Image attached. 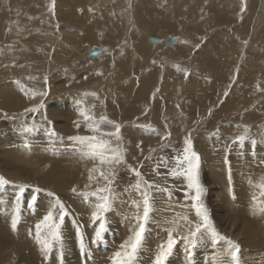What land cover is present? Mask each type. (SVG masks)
I'll return each mask as SVG.
<instances>
[{
    "label": "rangeland",
    "instance_id": "1",
    "mask_svg": "<svg viewBox=\"0 0 264 264\" xmlns=\"http://www.w3.org/2000/svg\"><path fill=\"white\" fill-rule=\"evenodd\" d=\"M50 7L51 0H0V175L11 181L0 189V199L15 201L18 186H30L21 196L27 203L20 211L22 225L29 223L22 217L31 210L28 201L35 187L42 191L36 194L33 212L42 200L54 202L49 192L71 212L63 224H70L63 233V257L53 249V257L43 254L40 263L38 251L29 247L26 253L33 252L37 259L31 256V262L55 264L57 258L60 264L77 259L82 264H113L112 257L131 234L123 239L126 226L119 221L128 219L135 225L134 202L140 196L129 186L137 179L130 168H138L149 181L173 191L171 200L166 194H153L157 209L137 259V264H153L161 243L157 238L165 236L156 215L164 216L163 207L170 209L168 219L172 209L183 214L180 204L187 185L183 177L157 176L154 168L161 159L174 166V157L182 153L191 133L201 157L202 200L216 229L240 245V264H252L251 256L255 264H264V190L259 187L264 183V0H55L54 15ZM149 37L178 42L155 45ZM93 49L103 54L88 55ZM33 91L46 95L33 99ZM41 102L39 111H24ZM93 105L97 119L106 115L121 125L127 150L126 163L114 166L118 198L105 214L108 231L97 244L92 243L91 231L98 223L93 224L90 215L86 222L80 209L89 213L97 202L96 197L80 195L94 190L95 185L85 188L94 161L68 139L92 135L78 113ZM33 123L35 131H23ZM246 127L243 146L233 143ZM49 129L57 135H50ZM168 132L171 136L162 139ZM73 219L82 226L87 254H81ZM2 225L0 219V243L23 241L22 236L15 238L11 226ZM204 242L210 246L199 244L189 252L178 240L166 264H175L176 250L188 252L181 264H199L198 259L212 264L213 252L224 243L214 250L210 240Z\"/></svg>",
    "mask_w": 264,
    "mask_h": 264
},
{
    "label": "snow or ice",
    "instance_id": "2",
    "mask_svg": "<svg viewBox=\"0 0 264 264\" xmlns=\"http://www.w3.org/2000/svg\"><path fill=\"white\" fill-rule=\"evenodd\" d=\"M243 10L242 8L241 11ZM49 11L52 12L53 15L55 14V0H51ZM182 42L186 43V41ZM199 46L200 45H196L197 48H199ZM45 82H47L46 77ZM157 91H159V89H157ZM28 94L29 93L26 91L25 95ZM227 94L228 93L225 92V96H227ZM37 95L44 96L46 92H31V98L34 99ZM92 95L95 94L93 93ZM41 108H43L42 102L34 107L26 108L24 111L26 113L37 112ZM94 108L95 105L91 108L82 107L78 113L82 118V122L87 125L92 135H75L69 136L68 139L79 146V151L82 156L94 161L93 167L88 170L87 179L89 184L85 185V188H92L95 185L94 190L82 192L80 195L85 199L88 197H96L97 202L92 205L91 222L93 224L98 223L92 239V243L97 244L103 240L104 234L108 231L105 214L112 208L113 202L118 198V194L113 187L116 179L114 166L126 163L127 150L123 147L121 125L110 120L106 115H101L97 119L92 110ZM102 125H109L113 130L105 131L104 128L101 127ZM76 126L79 128L80 122H76ZM36 128L37 125L33 123L32 126L24 127L23 131L31 132L35 131ZM148 129L156 131L150 125ZM48 131L52 136L57 135L54 129H49ZM218 131L219 129H217V132ZM247 132L248 129L246 127L244 134L237 136L233 140V143H239L240 146H243L248 139ZM170 136L171 133L168 132L162 136V139H167ZM251 143L255 145L256 141L252 140ZM137 147L139 148L140 145L138 144ZM148 158L150 157H146V159ZM174 160V166L170 167L168 161L161 159L160 163L155 166L154 171L157 176H167L173 179L183 177L186 179L187 185L184 189L185 202L180 204V207L186 211L181 214V212L172 209L173 217L164 221V224L168 225L163 228V231L167 233V239L158 245L153 264H166L178 240H183L190 252L191 249H195L199 244H203L205 239L210 240L214 250L221 242L225 245L220 251L213 252L212 264H240V245L236 241L218 232L209 214V210L202 200L205 188L200 183L199 176L201 157L193 148L191 133L185 138V147L182 153L174 157ZM140 166L142 167V164ZM160 167H164L166 171L161 173L159 171ZM130 171L135 174L137 179L135 184L130 185L129 188L139 194L140 201L134 202L137 209L135 225L128 238L120 245V250L115 252L112 257L113 264H137L138 255L143 248V242L147 232L146 226L150 222L154 212L153 194H166L169 200H171L173 196L171 186H162L155 181H149L138 168H130ZM10 183L11 181L6 177L0 175V189ZM18 187L20 194H18L15 199L14 214L11 222L13 231L16 230L21 219V196L26 188L30 186L19 185ZM259 187L264 190V183H261ZM41 191L42 189L39 187L33 188L34 194L28 201L29 209L34 208L37 201L36 194ZM72 191L76 193L77 189L74 187ZM125 191H128V189H125ZM48 195L54 198V202L43 218L35 225V234L33 238L46 259L53 249H57L62 258L65 249V238L62 233V227L65 217L70 216L71 212L65 207L64 203L55 193L49 192ZM262 196H264V191H262ZM256 200L257 197L254 196L253 201L255 202ZM189 201L190 203H188ZM5 203L6 201L0 199V204ZM261 211L264 212V205L261 206ZM73 225L76 227L81 254H87L88 249L81 231L82 226L78 225L75 219H73ZM182 232L186 234H181ZM29 235H33L31 230L29 231Z\"/></svg>",
    "mask_w": 264,
    "mask_h": 264
},
{
    "label": "bare ground",
    "instance_id": "3",
    "mask_svg": "<svg viewBox=\"0 0 264 264\" xmlns=\"http://www.w3.org/2000/svg\"><path fill=\"white\" fill-rule=\"evenodd\" d=\"M17 1V0H16ZM25 1V0H24ZM23 4V3H22ZM231 4V3H230ZM44 6H47V5H42V7L44 8ZM226 7V6H225ZM17 8V7H16ZM30 10V9H29ZM33 10V9H32ZM36 11V10H35ZM26 12H28V11H26ZM34 12V11H33ZM32 12V13H33ZM30 13V12H29ZM28 16V15H27ZM149 40H150V37H149ZM165 42L166 43V39H162V38H159L158 39V43H163V42ZM178 41H177V39H176V42L175 43H177ZM157 43V42H156ZM156 43H153V44H155L156 45ZM158 43H157V45H158ZM174 44V43H173ZM172 45V44H171ZM97 48V47H96ZM141 50H143V49H141ZM90 51L91 50H89L88 51V55H90ZM104 52V51H103ZM103 54V53H102ZM102 54H99V55H102ZM96 56H98V55H96ZM150 115V114H149ZM201 138H202V140H205L206 138L202 135L201 136ZM248 153V152H247ZM261 153V152H260ZM248 155H249V153H248ZM251 155V154H250ZM248 161V160H247ZM2 200H4V199H2ZM5 201V200H4ZM42 201H44V200H42ZM41 201V204H42V206H39L40 208H38V207H36V208H38V210H37V212H33L34 210H32V213H31V210H29L28 212H23V215L25 214L26 216L25 217H22V219L23 218H26V219H28V225H22V223H19L18 224V226H17V230H15L13 233H14V236H15V238L17 239L19 236H22V237H24V239H22L23 241H17V240H20L19 238L16 240L17 241V243H16V241H14V243L12 244V243H10V242H8V241H2L0 244H1V247H0V264H36V263H38V262H31L32 260L31 259H33V258H35V260H37L36 259V257H34V255L32 254L33 252H29V253H26V250L29 248V247H31L33 250H35V251H38V258H39V260L41 261L42 260V258H40V257H42L43 256V253L41 252V250H40V247L35 243V240H34V234H35V225L37 224L35 221H40L42 218H43V216L47 213V211H48V209L51 207V205H52V203H43ZM225 204V203H224ZM223 204V205H224ZM243 204V203H242ZM249 204H251V202L249 201ZM14 205H15V201H13L12 199H10V201H7V203H5V204H3V205H1L0 204V219H1V221H2V223H3V227H10L11 226V222H12V216H13V214H14ZM25 205H27V203L26 202H24V201H22V204H21V210L20 211H23V206H25ZM117 205H119V204H117ZM126 206H127V204H126ZM126 206L124 207V210H125V208H126ZM225 206H227V205H225ZM252 206V205H251ZM43 207V208H42ZM246 208V207H245ZM247 208H248V206H247ZM81 211H82V217L84 218V220L86 221V219L88 218V216L89 217H91V212L93 211V208H90V210H88V212L89 213H86V211H85V209L84 208H82V206H81ZM154 209H157V208H154ZM162 209V214L165 216H160V215H156V217L158 218V221H159V223H157V224H159V225H161L162 227H167V225H165L164 224V221L166 220V219H168V214L170 213V209L169 208H165V207H163V208H161ZM169 209V210H168ZM252 209V208H251ZM127 211H131V207H129L128 209H127ZM158 213H160V211L158 212ZM6 214H8L9 215V218L6 216ZM163 217V218H162ZM88 220V219H87ZM90 221V220H89ZM87 222V221H86ZM121 224L123 223L126 227H122V233H123V239H126L127 237V234H129V233H131V231H132V229H133V227H134V225H132L133 224V222L132 221H130V220H120L119 221ZM119 224V223H118ZM120 224V225H121ZM70 224L67 222V223H65V226L66 227H68ZM91 225V224H90ZM98 225V224H97ZM96 225V226H97ZM64 226V225H63ZM66 227H63L62 228V233H64V229H66ZM130 227H131V229H130ZM32 231V236H30L29 235V231ZM157 230L155 229V232H156ZM91 233L92 234H94V231H91ZM2 231H0V236L2 237ZM67 234H69V235H71L72 233H67ZM163 234H165V236L163 237L161 234H160V238H157V239H160V242L162 243V242H164V241H166V239H167V235H166V232L164 231V233ZM181 234H184L183 232L181 233ZM13 236V237H14ZM72 236H74L73 234H72ZM0 237V238H1ZM15 240V239H14ZM10 241V240H9ZM157 241V240H156ZM159 242V243H160ZM158 243V242H157ZM156 243V244H157ZM201 247H206V246H210L208 243H206V242H204L202 245H200ZM157 247H158V245L156 246V248H155V251H157ZM223 247H225L224 245H222L221 246V249L223 248ZM221 249H219L218 251H220ZM205 250H207V249H205ZM103 251V250H102ZM177 252L175 253V255H176V257H175V260H174V263L175 264H179L180 262H182V261H180V260H182V258L185 256H187L188 255V252H186V253H182V252H180L179 250H176ZM212 251V250H211ZM100 252V251H99ZM208 252V251H207ZM206 253V252H205ZM95 253L93 252V255H94ZM201 254V256H202V253H200ZM207 254V253H206ZM27 255V256H26ZM92 255V254H91ZM31 256H33V258H30ZM49 256H51V257H53L52 255H51V253L49 254ZM209 256V255H208ZM246 256V255H245ZM92 257V256H91ZM206 257V256H205ZM247 257V256H246ZM204 258V257H203ZM57 258H55V260H54V262L56 261V263L55 264H57V263H59L60 264V261L57 259ZM176 259H177V261H176ZM22 260H23V262H22ZM26 260V261H25ZM91 260V259H90ZM207 260H208V258H207ZM254 260H255V258L253 257V256H251L250 257V261L251 262H253L252 264H255L254 263ZM39 261V262H40ZM188 261V260H187ZM248 261V260H247ZM260 261V260H259ZM16 262V263H15ZM43 261H41L40 263H42ZM49 262H51V261H49ZM62 262V261H61ZM206 262V264H210L209 263V261H205ZM39 263V264H40ZM75 263H81V260H79V259H77L74 263H71V264H75ZM198 263L199 264H201L202 262L201 261H199V259H198ZM45 264H48V263H46L45 262ZM82 264V263H81ZM92 264V263H91ZM181 264V263H180ZM258 264V263H257Z\"/></svg>",
    "mask_w": 264,
    "mask_h": 264
},
{
    "label": "water",
    "instance_id": "4",
    "mask_svg": "<svg viewBox=\"0 0 264 264\" xmlns=\"http://www.w3.org/2000/svg\"><path fill=\"white\" fill-rule=\"evenodd\" d=\"M150 41L152 43H156L158 41V38L150 37ZM175 42H176V38H167L166 39V43H168V44H173ZM101 52H102V49H93V50L90 51V55L91 56H96V55L101 54Z\"/></svg>",
    "mask_w": 264,
    "mask_h": 264
}]
</instances>
